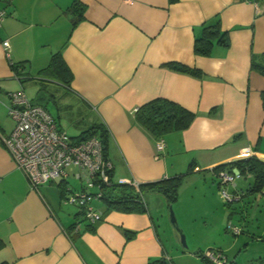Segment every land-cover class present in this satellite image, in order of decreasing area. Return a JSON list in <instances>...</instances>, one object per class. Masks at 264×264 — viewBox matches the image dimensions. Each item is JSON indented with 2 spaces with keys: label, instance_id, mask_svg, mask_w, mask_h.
I'll return each mask as SVG.
<instances>
[{
  "label": "crops",
  "instance_id": "crops-1",
  "mask_svg": "<svg viewBox=\"0 0 264 264\" xmlns=\"http://www.w3.org/2000/svg\"><path fill=\"white\" fill-rule=\"evenodd\" d=\"M74 1L0 0V264H148L164 257L173 263L148 205L145 213L98 206L103 213L94 232L76 240L67 235L75 214L65 218L57 205L77 189L66 180L62 196L58 180L39 186L45 196L33 190L2 142L14 127L9 93L34 82L21 83L11 65L23 63L33 78L61 53L70 84L46 82L61 103L57 108L78 114L75 127L86 121V129L100 124L107 131L113 183L137 188L134 182L173 177L190 163L195 175L205 172L217 181L218 166L252 156L264 162V74L252 67L264 66V0H79L83 20L72 28L67 9ZM215 22L228 46L214 43L209 55H196L195 40ZM170 63L201 76L171 70ZM157 98L194 113L189 128L156 139L139 126L136 110ZM230 216L221 222H231ZM193 249L174 245L175 259L207 264L196 255L203 247ZM208 249L225 258L219 246Z\"/></svg>",
  "mask_w": 264,
  "mask_h": 264
},
{
  "label": "rangeland",
  "instance_id": "rangeland-1",
  "mask_svg": "<svg viewBox=\"0 0 264 264\" xmlns=\"http://www.w3.org/2000/svg\"><path fill=\"white\" fill-rule=\"evenodd\" d=\"M51 85L38 80L27 83L23 89L25 95L32 102L45 108L53 117L59 116L58 121L60 120L63 130L70 137L77 136L80 131L87 128L88 122L84 121L79 127H75L78 122V114L59 110L61 103L59 104L57 97H53L55 93ZM185 172L182 171L177 175ZM251 183V177L238 178L235 181L236 188L241 189L244 193L238 202L228 205L223 200L218 182L209 174L205 172L196 175L191 173L184 178L178 191V199L171 208L184 233L188 252L196 250L193 247L200 245L203 247L201 252L205 255L207 251H211L208 249L209 246H219L226 258L222 257L221 264H250L258 260L264 263V192H249L248 188ZM67 184L68 188H81V183L73 180L72 177L67 179ZM39 189L41 195L45 196L43 189L41 187ZM232 190V188H227L228 193H231ZM55 194L56 192L53 195ZM150 199L148 196L147 205L149 211L159 221L157 230L160 239L168 250L173 263L180 264L179 260L175 259L174 245L180 249L179 251H182L183 248L170 224L167 203L161 196H157L158 200ZM63 202L65 203V200ZM63 202L59 206L57 205V209L61 216L64 215L65 218L70 219L79 211V208L76 205ZM92 206L98 209V206L103 207V203H93ZM224 214L231 215V222L226 225L221 222ZM236 229L239 230L238 233H234ZM174 237L176 244H174ZM217 253L222 256V253L218 251Z\"/></svg>",
  "mask_w": 264,
  "mask_h": 264
},
{
  "label": "trees",
  "instance_id": "trees-1",
  "mask_svg": "<svg viewBox=\"0 0 264 264\" xmlns=\"http://www.w3.org/2000/svg\"><path fill=\"white\" fill-rule=\"evenodd\" d=\"M168 1L169 3H174L177 0ZM84 11L85 6L79 0L74 1L67 9V14L71 16L72 28H74L78 24V22L83 20ZM214 43L220 44L224 47H227L229 43L227 34L221 31L218 22H215L214 24L209 26H204L202 35L195 40V54L199 56L209 55ZM23 67V63L11 65L15 77L18 78L21 83H25L30 80H33L34 82H37L38 80L46 82L47 79H50L62 84L63 86H68L72 79V75L68 67L64 63L60 52L54 53L51 56L49 64L37 73V77L31 78L27 72H24ZM167 67L176 72L188 74L196 78H199L201 76L198 70L191 69L179 64L170 63L167 65ZM252 67L257 68L261 74H264V66H258L254 63L252 64ZM194 117V113L186 110L180 105L160 98L151 100L143 104L136 110L134 114L135 122L156 139L162 138L163 136L171 132H181L186 130L192 124ZM53 118L57 123L59 117ZM89 138H96L100 141L102 146L103 158L104 160H108V133L105 128L100 124H94L80 133L78 136L71 137V139L74 141H84ZM194 166V163H190L187 171L184 174L175 175L169 178H163L158 181L149 183L138 184L137 188H134L131 184L113 183V170L111 169L108 171V184H102L98 187V190L100 191L99 202L103 203L105 212L109 210H115L123 213H145L147 211V197L151 194H158L165 199L169 208L177 201L179 188L184 178L187 175L193 173ZM225 169H236L239 172L240 177L245 179L251 177L252 183L249 184V192H264V162H262L258 158L252 156L247 159L237 160L232 163L218 166L214 168V171L218 173L219 171ZM248 175L249 177H247ZM67 179L59 182V186H61L62 189L64 188L61 193L62 196H64L65 194L64 190ZM81 190H84V185L82 183L81 188L74 191ZM234 192H239L240 199L242 197V194L244 193L241 189L238 190L236 186L234 187ZM88 193L89 195H95L94 190H89ZM66 196L67 195L65 194L64 198ZM92 201L93 200L89 201V206L91 207H93L91 205ZM77 207L79 208V211L74 215V223L67 229V235L72 240H76L84 232H94V224L97 223H91L86 218L87 206L78 205ZM93 210L98 211L94 207ZM196 255L200 256L202 260H204L207 264H212L207 258L204 257L201 251L196 252ZM148 264L173 263L169 259L164 257L153 260ZM250 264L264 263L258 260L255 262H251Z\"/></svg>",
  "mask_w": 264,
  "mask_h": 264
},
{
  "label": "built area",
  "instance_id": "built-area-1",
  "mask_svg": "<svg viewBox=\"0 0 264 264\" xmlns=\"http://www.w3.org/2000/svg\"><path fill=\"white\" fill-rule=\"evenodd\" d=\"M248 1L255 3L254 0ZM4 16L0 11V22ZM2 46L8 50L7 41ZM9 99L8 115L14 127L9 135L2 137V142L16 166L24 173L30 187L37 190L44 183L72 177L84 185V190L69 192L64 198L65 203L87 206L86 218L91 223L100 221L101 212L94 211L89 201L100 198L98 187L108 184V171L112 169L110 161L103 158L100 141L96 138L72 140L65 131L59 129L53 116L40 105L34 104L22 89L10 92ZM163 148L162 141L156 144L158 152ZM238 178L240 174L236 169H225L217 173L218 185L227 203L240 200L239 192H227L229 186H236ZM133 185L138 187V183L134 182ZM89 190H94L95 195H89ZM238 232L234 230V233ZM204 257L212 264L223 262L217 252L207 251Z\"/></svg>",
  "mask_w": 264,
  "mask_h": 264
},
{
  "label": "water",
  "instance_id": "water-1",
  "mask_svg": "<svg viewBox=\"0 0 264 264\" xmlns=\"http://www.w3.org/2000/svg\"><path fill=\"white\" fill-rule=\"evenodd\" d=\"M169 217H170V224L173 227L174 231L177 233L178 238H179V242H180L182 248L185 251H187L188 248H187V245H186V240H185L184 233H183V231L181 230V228L179 227V225L177 223L176 217H175V215H174V213L172 211L171 206L169 207Z\"/></svg>",
  "mask_w": 264,
  "mask_h": 264
}]
</instances>
